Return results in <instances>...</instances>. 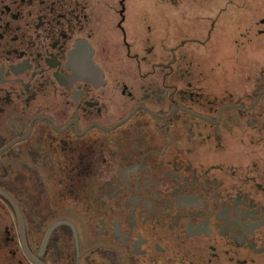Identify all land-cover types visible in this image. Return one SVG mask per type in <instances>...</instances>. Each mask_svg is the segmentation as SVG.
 Returning a JSON list of instances; mask_svg holds the SVG:
<instances>
[{
  "label": "flooded vegetation",
  "instance_id": "1",
  "mask_svg": "<svg viewBox=\"0 0 264 264\" xmlns=\"http://www.w3.org/2000/svg\"><path fill=\"white\" fill-rule=\"evenodd\" d=\"M155 2L0 0V264H264V0Z\"/></svg>",
  "mask_w": 264,
  "mask_h": 264
},
{
  "label": "rangeland",
  "instance_id": "2",
  "mask_svg": "<svg viewBox=\"0 0 264 264\" xmlns=\"http://www.w3.org/2000/svg\"><path fill=\"white\" fill-rule=\"evenodd\" d=\"M156 0H130V10L131 12H135V11H140L142 9H145L146 11H169V10H174L172 8H170L169 5H166L164 3H157L155 2ZM235 10H237L235 8ZM226 15H228V13H226ZM164 22H162V26L164 27ZM173 26V25H172ZM168 27V26H167ZM225 45V44H224ZM231 51L226 50L225 54H230ZM214 51H209L208 54H206V57L208 58V60L214 59V57H216L218 55V51L217 54L214 56Z\"/></svg>",
  "mask_w": 264,
  "mask_h": 264
}]
</instances>
